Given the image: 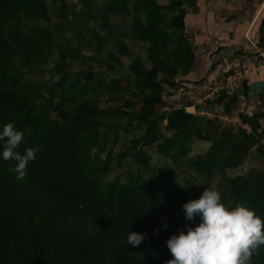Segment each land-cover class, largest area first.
I'll list each match as a JSON object with an SVG mask.
<instances>
[{
	"label": "trees",
	"instance_id": "16d2710c",
	"mask_svg": "<svg viewBox=\"0 0 264 264\" xmlns=\"http://www.w3.org/2000/svg\"><path fill=\"white\" fill-rule=\"evenodd\" d=\"M101 1L0 0V126L13 122L23 132L21 153L39 149L23 179L11 171L16 161L0 159V264H167L166 241L189 223L183 204L215 178L223 202L264 217V92L247 99L245 81L197 113L186 109L194 89L183 77L223 49L212 51L207 33L187 32V6L197 0ZM80 60L83 67L68 69ZM179 91L184 102L176 104ZM241 102V124L223 123L220 115L233 118ZM215 106L222 112L214 118L200 114ZM195 140L209 148L193 155ZM151 149L184 163L203 190L192 194L161 172ZM253 155L262 168L228 176ZM128 156L123 178L116 163ZM128 231L145 239L126 244ZM252 264H264V246Z\"/></svg>",
	"mask_w": 264,
	"mask_h": 264
},
{
	"label": "clouds",
	"instance_id": "9594fccd",
	"mask_svg": "<svg viewBox=\"0 0 264 264\" xmlns=\"http://www.w3.org/2000/svg\"><path fill=\"white\" fill-rule=\"evenodd\" d=\"M24 134L13 122L0 126V159L14 160L11 171L23 179L29 162L36 159L38 148L18 151ZM189 223L166 241L172 259L167 264H252V257L264 246V217L250 205L225 203L214 186L204 188L199 198L183 204ZM198 218V222H197ZM165 229L168 223L163 225ZM157 234L159 229L156 230ZM143 233L128 231L126 244L138 246Z\"/></svg>",
	"mask_w": 264,
	"mask_h": 264
},
{
	"label": "crops",
	"instance_id": "0c3cea01",
	"mask_svg": "<svg viewBox=\"0 0 264 264\" xmlns=\"http://www.w3.org/2000/svg\"><path fill=\"white\" fill-rule=\"evenodd\" d=\"M196 3L194 11L187 9V32L207 33L212 38L210 49H223L215 59L202 58L196 70L183 77L184 81L187 78L191 81L185 84L194 89L193 95L185 96L186 100L198 102L188 107L190 112L199 110L202 91L218 83L237 89L245 81L250 85L264 80V0H197ZM195 36L196 43L204 42L202 35ZM214 62L216 67L211 68ZM184 95L181 91L174 92L172 99L179 104L184 102Z\"/></svg>",
	"mask_w": 264,
	"mask_h": 264
},
{
	"label": "rangeland",
	"instance_id": "374dc122",
	"mask_svg": "<svg viewBox=\"0 0 264 264\" xmlns=\"http://www.w3.org/2000/svg\"><path fill=\"white\" fill-rule=\"evenodd\" d=\"M160 1L162 3H166L168 0H160ZM98 2L101 3L102 1L98 0ZM196 2H193L192 4H189L187 6L188 7L187 9L189 10V12L194 11L196 9V4H197ZM54 20H57V16L54 17ZM117 20H118L117 18L113 19V22H115ZM120 22H122V21H120ZM126 22H127V24H126ZM124 23L125 24L123 26H120V27L123 28L122 29L123 31H127L128 29H130L131 19L130 18L126 19ZM91 27H95V22H91ZM86 39H89V41H91L93 43V45H96V39H93L91 33L86 34ZM107 42H108V40H107ZM137 52L140 53L141 50H139ZM84 54L90 55L91 52H90V50L86 49V50H84ZM91 55H93V54H91ZM125 62L128 63V60L125 59ZM83 63L84 62L82 60L77 61V62H72L70 64V66L68 67V69L71 71H77L80 67L84 66ZM90 65H92L95 68V71H97L100 75H102V76H103V74L110 75L107 71H105L103 63L98 62V61H94V62H91ZM92 77H93V73H91L89 75V78H92ZM47 79H48V77L46 76L45 80H47ZM204 93H207V92L205 91ZM204 93L200 94L201 99H203L204 96L206 95ZM249 102L251 103L252 101H249ZM244 103H246V102H244ZM204 104H205V102H203V105ZM195 105H197L196 102H195ZM247 106H248L247 104L243 105L242 102H241L240 106H236L235 112L233 113L234 117L230 118L233 120H229V119L228 120H222V118L225 117L223 115H220L219 118L226 125L239 126L241 124L240 119H239V113L241 111H245L247 109ZM138 108L140 109L141 106L139 105ZM157 108H158V112L162 111L161 107H157ZM215 108H216L215 111H212L213 108L210 109L211 115L208 117L214 118L217 115L215 113H221L222 112V107L215 106ZM217 110L219 112H217ZM191 112L197 113V111L195 109H191ZM235 117L237 118V120H234ZM123 138H125V135H123ZM122 143H123V141L116 146V151H123L124 150ZM192 147H193L192 154L194 155V154H197L199 152L206 151L209 148V143H205V142L195 140L192 143ZM149 151L153 155L154 163H156V165H158L159 170L161 172H163V171L165 172L167 170L171 171V173H167L166 175L169 178H171L174 182H176V183L179 182V184L183 188H185L188 192H190L192 194L195 192H201L203 190V187L200 186L199 182L194 180V178H193L194 174L190 170H188V168L185 166L184 163L173 164L170 160L165 159V158L161 157L160 155L156 154L153 149H151ZM255 157L256 156L253 155L249 159H247L246 162H244L241 167H239L237 169L229 170L227 172L228 176H236L239 174L243 175V174H247L252 168H256V169L262 168L263 162L261 160L256 159ZM130 162H131V158L129 156L125 157L121 161V163L117 162L115 174L116 175L120 174L124 178L126 176V170L129 167ZM218 182H219V180L217 178H215L212 187L214 186L215 188H217Z\"/></svg>",
	"mask_w": 264,
	"mask_h": 264
},
{
	"label": "built area",
	"instance_id": "2783aa9c",
	"mask_svg": "<svg viewBox=\"0 0 264 264\" xmlns=\"http://www.w3.org/2000/svg\"><path fill=\"white\" fill-rule=\"evenodd\" d=\"M226 87H228V86L225 85L224 83H218L215 87L207 89V91H206L207 93H204V94H206L204 96V98L203 99L200 98L201 103L205 102L206 100H209V99H212V100L217 99L220 91L223 90ZM186 109H187V111H189L188 107H186ZM200 114H202V115H206V114L207 115H211L208 111L201 112ZM222 120H228V118L224 117V118H222Z\"/></svg>",
	"mask_w": 264,
	"mask_h": 264
},
{
	"label": "water",
	"instance_id": "95a60500",
	"mask_svg": "<svg viewBox=\"0 0 264 264\" xmlns=\"http://www.w3.org/2000/svg\"><path fill=\"white\" fill-rule=\"evenodd\" d=\"M264 92V80L253 82L249 85L247 89L244 90V94L247 96L248 99H251L255 96L260 95ZM226 96L225 93L219 99V103L222 102L223 98Z\"/></svg>",
	"mask_w": 264,
	"mask_h": 264
}]
</instances>
